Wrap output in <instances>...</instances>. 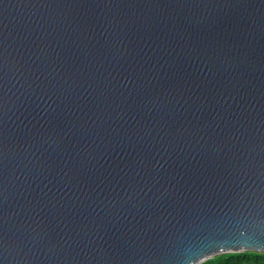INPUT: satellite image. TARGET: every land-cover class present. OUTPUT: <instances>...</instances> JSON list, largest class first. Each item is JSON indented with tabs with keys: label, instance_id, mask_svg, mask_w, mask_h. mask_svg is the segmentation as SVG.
I'll use <instances>...</instances> for the list:
<instances>
[{
	"label": "water",
	"instance_id": "water-1",
	"mask_svg": "<svg viewBox=\"0 0 264 264\" xmlns=\"http://www.w3.org/2000/svg\"><path fill=\"white\" fill-rule=\"evenodd\" d=\"M264 250V0H0V264Z\"/></svg>",
	"mask_w": 264,
	"mask_h": 264
},
{
	"label": "clouds",
	"instance_id": "clouds-1",
	"mask_svg": "<svg viewBox=\"0 0 264 264\" xmlns=\"http://www.w3.org/2000/svg\"><path fill=\"white\" fill-rule=\"evenodd\" d=\"M207 249H190L187 252L186 264H202L204 253ZM228 258L227 264H264V250L260 251H241Z\"/></svg>",
	"mask_w": 264,
	"mask_h": 264
},
{
	"label": "snow or ice",
	"instance_id": "snow-or-ice-1",
	"mask_svg": "<svg viewBox=\"0 0 264 264\" xmlns=\"http://www.w3.org/2000/svg\"><path fill=\"white\" fill-rule=\"evenodd\" d=\"M215 249H207L204 253H202L203 257L208 256L209 252L214 251ZM237 252L225 253L222 256H215L211 259H203L202 264H227L228 258L237 255Z\"/></svg>",
	"mask_w": 264,
	"mask_h": 264
},
{
	"label": "trees",
	"instance_id": "trees-1",
	"mask_svg": "<svg viewBox=\"0 0 264 264\" xmlns=\"http://www.w3.org/2000/svg\"><path fill=\"white\" fill-rule=\"evenodd\" d=\"M224 254H225V253H224ZM224 254H220V255H215V256H222V255H224ZM215 256H214V257H215ZM211 258H212V257H211ZM211 258H209V259H211Z\"/></svg>",
	"mask_w": 264,
	"mask_h": 264
},
{
	"label": "rangeland",
	"instance_id": "rangeland-1",
	"mask_svg": "<svg viewBox=\"0 0 264 264\" xmlns=\"http://www.w3.org/2000/svg\"><path fill=\"white\" fill-rule=\"evenodd\" d=\"M218 255H220V254H218ZM214 257V256H213Z\"/></svg>",
	"mask_w": 264,
	"mask_h": 264
}]
</instances>
